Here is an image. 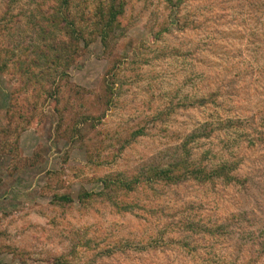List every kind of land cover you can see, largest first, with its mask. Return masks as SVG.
I'll use <instances>...</instances> for the list:
<instances>
[{"label": "rangeland", "instance_id": "374dc122", "mask_svg": "<svg viewBox=\"0 0 264 264\" xmlns=\"http://www.w3.org/2000/svg\"><path fill=\"white\" fill-rule=\"evenodd\" d=\"M101 1L0 0V264H264V0Z\"/></svg>", "mask_w": 264, "mask_h": 264}, {"label": "trees", "instance_id": "16d2710c", "mask_svg": "<svg viewBox=\"0 0 264 264\" xmlns=\"http://www.w3.org/2000/svg\"><path fill=\"white\" fill-rule=\"evenodd\" d=\"M73 0H61V4H65L67 6V11L64 15L62 10L58 11V15L55 16L54 22H57L59 19L66 22V26H68V30L70 31V35L72 37L73 41H79L83 34L80 32L77 27V15L73 16L70 10V3ZM61 6V5H60ZM124 11V2L123 0L117 1V0H107V1H101V5L98 8V17L95 21H93L92 25V32L91 34L97 35L100 37L103 41L107 40V37L109 34L120 25L119 17ZM91 20V18H89ZM87 18V20H89ZM81 21H85L86 18L84 16L80 17ZM77 50H74V53H76ZM73 59V58H72ZM229 169L230 167L228 165H222L216 169L206 171V170H192L191 173L195 175V178H198L200 180H207L211 179L214 175L216 176H223L225 179H229ZM154 171V175L157 178H164L168 180H172L175 178L176 169L174 167H167V168H159L154 167L152 169ZM206 171V172H205ZM202 175V176H200ZM69 199V198H66Z\"/></svg>", "mask_w": 264, "mask_h": 264}]
</instances>
